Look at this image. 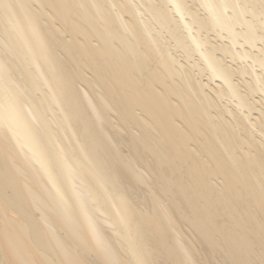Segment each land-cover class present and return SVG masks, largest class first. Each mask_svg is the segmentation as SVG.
<instances>
[{
  "label": "bare ground",
  "instance_id": "1",
  "mask_svg": "<svg viewBox=\"0 0 264 264\" xmlns=\"http://www.w3.org/2000/svg\"><path fill=\"white\" fill-rule=\"evenodd\" d=\"M0 264H264V0H0Z\"/></svg>",
  "mask_w": 264,
  "mask_h": 264
}]
</instances>
